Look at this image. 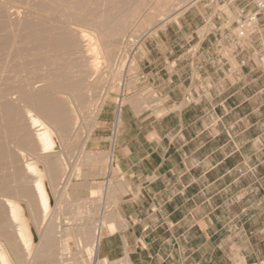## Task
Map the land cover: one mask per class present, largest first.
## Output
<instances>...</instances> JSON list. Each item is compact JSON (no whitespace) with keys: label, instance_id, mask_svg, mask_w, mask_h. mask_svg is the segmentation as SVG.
<instances>
[{"label":"crops","instance_id":"crops-1","mask_svg":"<svg viewBox=\"0 0 264 264\" xmlns=\"http://www.w3.org/2000/svg\"><path fill=\"white\" fill-rule=\"evenodd\" d=\"M258 1L197 0L166 21L138 65L163 104L110 101L64 151L73 201L96 181L111 203L97 264H264V11L239 26Z\"/></svg>","mask_w":264,"mask_h":264},{"label":"rangeland","instance_id":"rangeland-1","mask_svg":"<svg viewBox=\"0 0 264 264\" xmlns=\"http://www.w3.org/2000/svg\"><path fill=\"white\" fill-rule=\"evenodd\" d=\"M62 1L63 2H61V1L59 2L58 0H56V1L55 0H53V1L52 0L51 1L50 0H0V8H1L0 13L1 14L4 13V15L2 14V18L0 19V21L2 22L5 19L4 16H6L9 13L11 15L10 18L8 17L9 20L10 19L13 20V18H14L17 21H20L21 24H23L22 25L23 29L25 28V26H27V24H29V22H31V23L33 22L34 24L33 23L32 24L35 26H36V24L39 26V24L42 22L40 24V25H42V28H40L38 26L34 27V28L35 29L37 28L38 30L41 29L44 31H45V29L47 31L50 28V27H48L49 24H47V22H49V23L53 22L52 25H55V26L50 25L52 29H53V27H56V28L58 27L57 30L59 28H61V29H59L60 34H61L62 30H64L62 33L66 32V34L69 35L68 37H70V35H71V37L74 35L73 36L74 39L76 37V39L78 40L77 41L75 39L76 40L75 41V40H73V38L67 39V38H65V36H67V35H65L64 36L65 40H69V41L64 42V39H62V37H63L62 34L57 36L59 34V31H55V29H54V32H55V35H54V33L52 34V32L49 33L50 31H52L49 29L50 31H47L49 33V35H51L49 38H51L54 35L53 38H51L50 40L55 42V44H57L56 41H58V42L60 41L62 43L64 42V45H66L67 42L69 44L70 40H72L73 42L74 41L78 42L81 45V43L85 42L83 36L88 37L87 38L88 45L86 42L84 45L83 44L81 45L82 49H84V50L86 49L85 50L86 53L88 50L89 53H87V56L83 55V54H85V52L82 49L81 50L83 51V53H81V51L79 49L80 47L76 50L75 49L76 45H72V44H75V42L71 43L72 42L71 41L70 44L72 46V51H70V50L68 51L67 49H66L67 50L66 51L65 49H62L63 47H61V48H59L61 50L58 49V52H56L58 54H56L55 51L50 52L49 53L50 55L48 54L49 56L46 57L48 59V61L46 59V62H49V60H50L49 57H54V61H51V60H53L51 58V60H50L51 62L49 65H47L48 63H46L45 60L42 59V60H44L43 65L46 64L47 67L50 66L49 69L52 68L51 65L54 62H56L52 65V66H55L54 67L55 69L54 68H53L54 70L50 69L53 71V72L50 71L53 74H49L48 68H47L48 71L46 70L48 72V73L46 72L47 75H46V73L42 72V71H44L43 69H40L38 72V74H39V76H38L39 78L37 77L38 80H42V79L46 78V80L44 79L45 81L51 82V79L53 77H54V79H52V80L56 81V79L59 80V77L62 76L61 78H64V82H66L65 84H67L69 86V88L66 86L67 87L66 90H63L64 92L61 91V94H60V90H59V92H57L58 90H54V91L51 90L49 92V94L52 95V96L50 95V97L52 99L56 98V99H58L57 101H60L59 99L64 100L66 98V100H67L66 103H68V104H65V102L62 103L60 101V103H62V105H63L62 111L66 112V114H64L65 117L67 116L66 118H64L63 120H60V121H52L51 119L49 120V124L51 123L50 125L53 127L54 131H57V132L61 131L60 133L58 132L59 133L58 141H60L61 147L63 150L62 152L64 153V151H67L69 148H77V145H79L82 142L84 143L88 139V137L90 136L92 129L95 125L96 118L104 106H106L110 101H113L117 106L116 102H118V99L120 98L121 87L123 86L124 83H125L127 90L128 91L131 90V92L129 94H126L123 97L124 98L123 99V105L126 103V100L128 98H130L132 96H136V97H139L140 99H142L146 102L148 109H151V108H154L155 106H158L159 103L156 102V100H154L151 95L148 94L145 96V89H143V90L138 89L137 90V87H139V85L136 84L138 80L136 77L137 74H136L135 70H137V68L139 69V66H138L139 65V54H140L142 45L144 43V40L147 39L150 35L156 33L157 30L166 21L178 16V14H180L181 11L183 12L185 9H187L190 5H192L197 0H99V1L98 0H96V1L95 0H68L69 2L67 0H62ZM39 3H41V4H39ZM51 4H53V5H51ZM45 5L48 7H46ZM100 6H101V8H100ZM44 7L46 8L47 13L49 12V14H47L48 17L46 16V10H44ZM39 8H42V9L39 10ZM92 9H94V11ZM37 10H38V12H37ZM42 10H44V12ZM11 11L13 14L11 13ZM178 11H180V13ZM35 12H37V13L34 14ZM41 13H42V15H41ZM65 13H66V15H65ZM9 14L7 16H9ZM44 14H45V16H43ZM32 15H34L35 17H33ZM38 15H40V17L41 16L42 17L40 18ZM7 16H6V21L8 19ZM31 16L33 17V19ZM36 16L38 18H36ZM49 16H50V18H49ZM51 16L54 18H52ZM248 16H249V14L247 15L246 18H248ZM63 17H64V19H63ZM92 17H93V20H92ZM34 18L37 19V21H38V19L39 20L42 19V20H41V22L38 21L39 23L38 22L36 23L35 22L36 20ZM77 18H79V19L82 18L83 21L85 20V24L82 21V19H81V21L78 19L79 22H81V23H79L77 21ZM25 19H28V20H25ZM30 19H32V21ZM51 19H52V21H51ZM24 20L26 22L27 21H29V22H27V24L24 25V22H25ZM44 20H45V22H43ZM47 20H50V21H47ZM62 20L64 22H62ZM86 20H87V22H86ZM3 22H5V20ZM61 23H63V25ZM64 24L67 25L68 29H71V31H73V30L74 31L71 33V31H69L66 28V25H64ZM73 24H75L76 26L75 25L73 26ZM81 24H84V25H82L83 27H80ZM33 25L31 27H33ZM45 26H47L48 29L45 28ZM156 27H157V29H155ZM65 28H66V30H65ZM73 28H75V29H73ZM82 28H84V30ZM26 29H28V28H26ZM95 29H96V31H94ZM77 31L79 34L77 33ZM56 32H57V34H56ZM67 32H69L70 34ZM81 34L83 36H81ZM55 36H57L56 37L57 39L55 38ZM78 36L81 37L83 42H80L81 39L77 38ZM99 37H101V38H99ZM52 39H55V40H52ZM60 39L63 41H61ZM94 39H96V40H94ZM60 42L58 44H60ZM78 43H76V44H78ZM85 45L87 46V48ZM84 46H85V48H84ZM122 49H124V50L126 49V54H129L130 57H132V53H134V52L136 53V54H134V57L132 60V67L129 69L127 80L124 79V71H122V69L119 71L114 70L115 69L114 68L115 60L117 58L119 51ZM59 51H61V52H59ZM74 51H77V52H74ZM78 51L80 52V54ZM67 52H69V56L71 54L73 55L74 53L75 54L78 53V54H76V55H78L77 56L78 58H76L75 54L73 56L71 55L73 60L76 58V60H74V61H77V63L76 62L74 63L72 58H71V60H72L73 64L71 63V61L69 59L70 57L67 54H65ZM54 53H55V55H53ZM51 54H52V56H51ZM59 54H61V57H59L60 56ZM21 56H23V54H21L20 56H17L15 58V59L18 58L17 61L22 59V61H21L22 64L19 61V64H21L20 66L23 68L24 65H27V64L30 65L29 64L30 59L33 57V55L29 56V57L27 55H25L26 58L28 57L29 59L28 58L26 59L24 56L21 58ZM35 56H37V55L34 54V57ZM38 56L35 59H33V62L31 64L32 67H30L31 71L33 72V75H36V73H37L36 71L33 70V69H35V67H36V69L46 67V65L45 66L42 65L43 61L39 62L41 57L40 56L38 57ZM57 56L59 57V59L56 58ZM10 57L12 58L14 56H10ZM5 58L7 59L8 57H5ZM5 58H4V64H6V66L8 65L7 63H10L9 65H13L12 67L10 66L11 68H9V65H8L7 67L9 69L12 70L15 68V66H16V68L20 67L16 60L9 59L10 60V62H9V60L7 61ZM60 58H63L65 61V62L61 61L60 64L65 63V65L64 64L60 65L58 63V60H62ZM126 58H127V56L125 57V59ZM36 59H38L37 62L39 64L41 63V65H39L36 62ZM12 61H16V62H12ZM31 61H32V59H31ZM78 61H79V63H78ZM23 63H26V64L23 65ZM58 64L60 65V67L61 66L62 67L67 66L68 67V66H70L69 64H71V66H70V68L68 67L69 69L68 68L67 69L61 68V69L65 70V72H63V70H60V67H58ZM66 64H68V65H66ZM75 64H79L80 66H78V67L76 66L77 67L76 68ZM86 65H88V66L86 67ZM37 66H39V67H37ZM40 66H42V67H40ZM72 66H74V67L72 68ZM8 68H6V70L4 71V78L5 79L9 77V75L7 76L6 73L8 74L11 71ZM22 68H21V73H23L22 71L25 70V69L22 70ZM58 68H59V70L57 72L56 69H58ZM77 69H78L77 73H79L80 76L78 74H76ZM7 70H8V72H7ZM88 70L89 71L91 70V71L89 72ZM54 71L57 72L58 74L55 75L56 73H54ZM59 71H60V75H59ZM42 73L45 74V76H48V77L51 76L50 77L51 79L49 78V80H48L47 79L48 77H44ZM91 73H92V75H90ZM62 74H65V75H62ZM88 74L93 79L94 78H96V79H94V80L90 79L91 77ZM21 75H23V78L21 80L25 79L24 76L26 77V72L24 71V73ZM58 75H59V77L55 78ZM81 75H82V77H81ZM85 76H87L88 79ZM81 78H83V79H81ZM84 78L87 79L88 82L85 81ZM70 80H72L74 85L72 84V82ZM83 80L86 83L83 82L82 84L85 83L87 86H88V84L89 85L91 84L92 86L90 85L91 87L90 86L87 87L84 85V87H83V85L80 83ZM89 80L93 83H91V82L89 83ZM19 81H20V79L17 82L19 83ZM95 82H96V84H95ZM80 84H81V86L79 88ZM70 85L74 86V87H72V90L70 89L71 88ZM43 86L44 85L42 84L41 87L38 86L35 88H30L31 94L34 93L33 91H35V93L36 92L38 93L39 91L42 92ZM77 86H78V89H80V90H77ZM81 88H82V90H81ZM33 89H35V90H33ZM67 89H69L71 91H69ZM88 91L89 92L91 91V93H89ZM78 95H81V96H79L80 99L83 98V96H84V99L82 101H84V100L85 101L82 102L80 99H78ZM78 100H80L81 102H79ZM76 101L78 104L76 103ZM74 103H76V105ZM79 104H80V106H78ZM70 105L73 107L71 108ZM159 105H161V104H159ZM77 107L79 109H77ZM20 108H21V106H20ZM20 108L16 107V109H20ZM70 108L72 109V112H71ZM78 110H80V112ZM20 111H23V109L19 110V112ZM21 113H24V112H21ZM79 113H81V114L79 115ZM22 115L19 113V116L20 117L22 116L24 119L22 118L21 121H18V123L16 121H11L12 124H11V122L5 123L4 127L2 129L3 137L1 139V145L4 143V145H2V147L3 146L4 147H3V156L1 157V161H0L1 162L0 168H2L3 170H2V172L0 171V176H3V177L5 176V177H4V180H3V177L2 178L0 177V180H1L0 184H4L5 186L11 187L12 189H19V186H20V188L21 187H30L33 190L36 203L34 202V204L30 205V206H28V203L26 202V199L24 197L17 195V194H10V196L14 195L16 197L15 200H17V202L22 206L23 214L26 217H28L27 219L29 220L31 227L33 228V230H35L34 232H35V236H36V240H35L36 242L34 244V250H35V256H36L37 254H39L41 252L42 245H43L42 242L44 243V241L46 239L45 235H47V231H49V230H59V229H63V228H70V229L72 228L71 230H73L74 228L78 229L79 227L86 225L87 222H88L87 223L88 226H90V225L93 226V227L90 226L91 230L93 229L92 231H94L96 227L101 228L103 230V226L106 223V218L109 216V214L111 212V211L109 212L111 203L106 202V194H108V193L106 192V188H105L104 183L96 182V181H91L88 184L89 192L86 196L81 197L78 200L73 201L72 191L74 190V187L72 185V181L69 182L67 185L66 184L65 185L60 184V182H55L53 179H51V178H53V174L51 173V170L48 169L49 164L47 165V167L46 166L44 167V165H42V164H44L45 160L51 159L50 162H51V164L53 163L52 164L53 167L57 166L59 168H62V163L64 162V169H63V175H64L66 173V164H65V161L62 160V158H60L61 153L59 152L60 154H56L53 152L54 156L52 154V155H50V157L45 155V154H42L40 147H39L38 143H36V140H35L36 139V135H35L36 130L32 129V127H30L31 126L30 121L26 120V119H29L27 117V115L25 113ZM78 115L81 117L77 118ZM74 117H75L76 123H78V120H80V123L82 124V125L81 124L78 125L79 128H77L76 123H74V124L72 123L75 121ZM18 119H20V118H18ZM22 120H23V123H22ZM29 124H30V126H29ZM62 124L64 125V126H62V127H64L63 128L64 131L66 130V128H68V130H66L67 132L65 131L67 134L62 130V127L60 126ZM72 125H74V127ZM65 126H67V127L65 128ZM73 128H74V130H72ZM20 129L25 130V132L22 133V135H23L22 137H18V136H20V134H18L19 133L18 131ZM72 131H74V132H72ZM63 132H64V134H63ZM5 134H7V136H5ZM12 142L15 144L19 143V145L22 147H24L26 145L28 146V144H30L31 147L28 146L27 150H26L30 154V155L29 154L28 155L30 157L35 158L36 162L38 163L40 168L41 169L43 168L42 170L44 171V176L46 178L47 184L49 183L48 184V190H49L50 196H51V213H50L49 219L47 221H43V220L41 221L43 212H42V209H40L41 207H40V204L38 201L36 191L34 189V183L32 182L35 179V177L32 174H31V176H29L30 173L27 172L26 166H24L25 161H24L23 157L21 155H19V152H18L19 150L17 149L18 147H16V145H18V144L15 145ZM6 146H7V148H6ZM93 158H96V157H93ZM2 160L4 162H2ZM106 164L109 168L110 156L107 159ZM48 170H49V172H48ZM46 172H48V173H46ZM51 174H52V176H51ZM27 175L29 177H27ZM47 175H49V176H47ZM73 175H75V173H73ZM50 176H51V178H50ZM76 176H79V175H76ZM9 184L10 185L12 184V185L10 186ZM13 185H14V187H13ZM63 186H65V187L67 186V187L64 188ZM109 191H110V189L108 190V192ZM113 192H116V191L114 190ZM8 208L9 207L6 205V202L2 198H0V213L3 212L2 214L5 215V218H7V220L10 219V211ZM31 215L32 216L35 215V217L34 216L32 217ZM33 220H36V221L33 222ZM56 226H57V229H56ZM7 227L8 228L10 227V228L8 229ZM14 227H15V225H7L6 226L7 230L15 233L17 231L16 230L17 227H15V228ZM45 232H46V234H45ZM41 233H43V234H41ZM15 236L18 237L16 233H15ZM0 238H1L0 242H3V241L5 242L6 245L4 244V242H3V244L5 245L7 250L9 251L10 257H11L12 262L14 264H34L35 263V261H34L35 259L28 260V262L26 261V256H25L26 255V253H25L26 249L24 248L23 245H21V246H22L24 253L22 256L19 257L18 253L14 254V252L11 251L12 250L11 245L7 244L6 237L4 235L0 234ZM15 240L18 241V238H16ZM70 244H71L70 247L72 250V252H71L72 254H77V253L81 252L82 249H81V247H78V245H76L75 240L71 239ZM79 248H80V250H79ZM79 255H80V257H79L80 260L81 259L82 260L87 259V256L85 254L82 253V255H83L82 256L79 253ZM99 264H115V263L107 262V261L101 260L99 258Z\"/></svg>","mask_w":264,"mask_h":264},{"label":"bare ground","instance_id":"bare-ground-1","mask_svg":"<svg viewBox=\"0 0 264 264\" xmlns=\"http://www.w3.org/2000/svg\"><path fill=\"white\" fill-rule=\"evenodd\" d=\"M51 1V0H50ZM53 1V0H52ZM56 1V0H55ZM59 2L61 1V2H63L62 0H58ZM68 1V0H67ZM96 1V0H95ZM99 1V0H98ZM40 2V1H39ZM42 2V1H41ZM58 2V3H59ZM69 2V1H68ZM81 2V1H80ZM79 2V3H80ZM192 2V1H191ZM101 3V2H100ZM109 3V2H108ZM39 4H41V3H39ZM77 4V3H76ZM96 4V3H95ZM47 5V4H46ZM45 5V6H46ZM51 5H53V4H51ZM81 5V4H80ZM87 5V4H86ZM100 5V4H99ZM98 5V6H99ZM190 5V4H189ZM36 6V5H35ZM64 6V5H63ZM62 6V7H63ZM82 6V5H81ZM109 6V5H108ZM2 7V6H1ZM46 7H48V6H46ZM87 7V6H86ZM93 7V6H92ZM97 7V6H96ZM5 8V7H4ZM29 8V7H28ZM53 8V7H52ZM78 8V7H77ZM85 8V7H84ZM99 8V7H98ZM100 8H101V6H100ZM1 9V8H0ZM34 9V8H33ZM42 8H39V10H41ZM76 9V8H75ZM81 9V8H80ZM185 9V8H184ZM7 10V9H6ZM24 10V9H23ZM36 10V9H35ZM34 10V11H35ZM44 10H46V8L44 7ZM44 10H42L43 12H44ZM50 10V9H49ZM71 10V9H70ZM84 10V9H83ZM93 11H94V9H92ZM101 10V9H100ZM182 10V9H181ZM41 11V12H42ZM98 11V10H97ZM110 11V10H109ZM113 11V10H112ZM0 12H1V10H0ZM10 12V11H9ZM21 12V11H20ZM37 12H38V10H37ZM37 12H35L34 14H36ZM40 12V11H39ZM76 12V11H75ZM88 12V11H87ZM128 12V11H127ZM179 13H180V11H178ZM177 12V13H178ZM182 12V11H181ZM11 13H12V11H11ZM19 13V12H18ZM24 13V12H23ZM77 13V12H76ZM123 13V12H122ZM1 14V13H0ZM3 15H4V13H2ZM2 14L0 15V19L2 18ZM9 14V13H8ZM7 14V15H8ZM13 14V13H12ZM47 14H49V12L47 13V10H46V16H47ZM64 14V13H63ZM73 14V13H72ZM6 15V16H7ZM26 15V14H25ZM41 15H42V13H41ZM65 15H66V13H65ZM127 15V14H126ZM133 15V14H132ZM6 16H4V20H5V22H1L0 21V161H1V157L3 156V147H2V145H4V143L1 145V139H2V137H3V135H2V129H3V127H4V124L5 123H8V122H11V121H16L17 123H18V121H21V119L23 118L22 116V114H26L27 115V117L29 118V119H26L27 121H30V124H31V126H30V124H29V126L30 127H32V129H35L36 131V133H35V135H36V143H38V145H39V147H40V150H41V153L42 154H45V155H47V156H49L50 157V155H52L53 154V152L54 153H56V154H60L61 155V157L60 158H62V160H64L65 161V164H66V170H67V168H69V164H68V161L65 159V155H64V153L62 152L63 150H62V147H61V143H60V141H58V135H59V133L61 132H57V131H54V129H53V127L49 124V120L51 119L52 121H60V120H63L64 118H66L65 117V115L64 114H66V112H64V111H62V103H64L65 102V104H68V103H66V98L64 99V100H62V99H59L62 103H60V101H57L58 99H56V98H51L50 97V95L51 94H49V92L51 91V90H58L57 92H59V90H60V94H61V91H63V90H66V88L68 87L69 88V86L67 85V84H65L66 82H64V78H61V77H59V75H60V71H59V75L58 76H56L55 78H57V77H59V80L58 79H56V81H53L52 79H54V77L51 79L50 77L51 76H45V74H43V73H46L48 70V72H49V74H53V73H51V72H53L52 70H50V69H53L55 66H52L54 63H56V62H54L52 65H51V67L52 68H50L49 69V67H47V65H49L50 64V62L51 61H54V57H49V59L51 60V58L53 59V60H49V62H46V57L47 56H49L50 54V52H52V51H55V53L56 52H58V49L59 48H61V47H63L62 49H67L68 51L70 50V51H72V46H71V44H70V42L72 41V40H70V42H69V44H68V42L66 43V45H64V42L65 41H69V40H65V38H69V39H71V38H73V40H75L76 39V37H75V39H74V35L71 37V35H70V37H68L69 35L68 34H66V32H64V33H62L64 30H62V32H61V34L63 35V37H62V39H64V42L62 43V42H60V44H58L59 42L58 41H56L57 42V44H55V42H53V41H51L50 39L51 38H53V36L55 35V32H54V29H55V31H59V29H61V28H59L58 30H57V28L56 27H53V29L51 28V26L50 25H52V23L50 24L49 22H47V24H49V26L48 27H50L49 29L50 30H52V31H50L49 29H48V27L47 26H45V28H47L48 30L47 31H50L49 33H51L52 32V34L54 33V35L51 37V38H49L51 35H49V33L46 31V29H45V31L44 30H41L40 28H42V25H40L42 22H41V20L42 19H38V21H40L41 23L39 24V26L36 24V26L35 25H33L31 22H29V21H27V22H29V24H27V22L25 21V20H28V19H25L24 21L26 22H24V25L25 24H27V26H25V28L23 29L22 28V25L23 24H21V22L20 21H17L16 19H14L13 18V20L12 19H10L9 20V18L11 17V15L9 14V16H7V21H6ZM33 17H35L34 15H32ZM31 16V17H32ZM39 17H40V15H38ZM43 16H45V14L43 15ZM59 16V15H58ZM91 16V15H90ZM109 16V15H108ZM130 16V15H129ZM175 16V15H174ZM26 17V16H25ZM33 17H32V19H33ZM42 17V16H41ZM40 17V18H41ZM48 17V16H47ZM52 17V16H51ZM56 17V16H55ZM140 17V16H139ZM36 18H38L37 16H36ZM49 18H50V16H49ZM52 18H54V17H52ZM68 18V17H67ZM141 18V17H140ZM165 18V17H164ZM32 19H30L31 21H32ZM35 19V18H34ZM48 19V18H47ZM63 19H64V17H63ZM79 18H77V21L79 22V20L81 21V19H79ZM86 19V18H85ZM100 19V18H99ZM166 19V18H165ZM36 21V23L38 22L37 21V19H35ZM46 20V19H45ZM45 20L43 21V22H45ZM55 20V19H54ZM92 20H93V17H92ZM98 20V19H97ZM163 20V19H162ZM47 21H50V20H47ZM51 21H52V19H51ZM58 21V20H57ZM76 21V22H77ZM82 21H83V19H82ZM60 22V21H59ZM62 22H64L63 20H62ZM77 22V23H78ZM84 22V24H85V20L83 21ZM82 22V23H83ZM86 22H87V20H86ZM39 23V22H38ZM55 23V22H54ZM68 23V22H67ZM73 23V22H72ZM75 23V22H74ZM76 23V24H77ZM79 23H81V22H79ZM164 23V22H163ZM46 24V23H45ZM44 24V25H45ZM62 25H63V23H61ZM84 24H81V26L80 27H83L82 25H84ZM89 24V23H88ZM33 25V27H31ZM43 25V26H44ZM64 25H66V24H64ZM75 24H73V26H74ZM29 26V27H28ZM40 27L39 29L40 30H38L37 28L35 29L34 27ZM52 26H55V25H52ZM76 26V25H75ZM87 27V26H86ZM98 27V26H97ZM26 28H28V29H26ZM66 28H67V25H66ZM66 28H65V30H66ZM85 28V27H84ZM84 28H82L83 30H84ZM68 29V28H67ZM73 29H75V28H73ZM77 29V28H76ZM89 29V28H88ZM155 29H157V27L155 28ZM69 31H71V29H68ZM67 30V31H68ZM74 31V30H73ZM73 31H71V33L73 32ZM94 31H96V29L94 30ZM100 31V30H99ZM67 33H69V32H67ZM77 33H78V31H77ZM56 34H57V32H56ZM60 34V31H59V34L57 35V36H59V35H61ZM70 34V33H69ZM79 34V33H78ZM100 34V33H99ZM65 35H67V36H65ZM57 36H55V38L57 37ZM64 36H65V38H64ZM81 36H83L82 34H81ZM77 38H80L81 39V37L80 36H78ZM83 38H84V41L87 43V45H88V42H87V38L88 37H86V36H83ZM99 38H101V37H99ZM57 39V38H56ZM79 39V40H80ZM52 40H55V39H52ZM61 40V39H60ZM77 40V39H76ZM75 40V41H76ZM94 40H96V39H94ZM61 41H63V40H61ZM74 41V42H75ZM78 41V40H77ZM98 41V40H97ZM142 41V40H141ZM53 42V43H52ZM73 41L71 42V43H74ZM80 42H83V40L81 39V41ZM85 42L84 43H81V45L83 44H85ZM101 42V41H100ZM140 42V41H139ZM76 43H78V42H75V44H72V45H76V50L79 48L80 49V51H81V53H83V51L82 50H84V49H82L81 48V45L79 46L78 44H76ZM98 43V42H97ZM53 44V45H52ZM78 46V47H77ZM86 46V45H85ZM85 46H84V48H85ZM83 47V46H82ZM91 47V46H90ZM99 47V46H98ZM74 48V47H73ZM86 48H87V46H86ZM97 48V47H96ZM82 49V50H81ZM89 49V48H88ZM57 50V51H56ZM59 50H61V49H59ZM66 50V51H67ZM86 50V49H85ZM85 50H84V52H85ZM59 52H61V51H59ZM74 52H77V51H74ZM79 52V51H78ZM95 52V51H94ZM55 53L53 54V55H55ZM87 53H89L88 52V50H87ZM87 53L85 52V54H83V55H85V56H87ZM21 54H23V56L26 58V56L25 55H27L28 57L29 56H32L33 55V57L31 58L32 59V61H31V59H30V65H24V64H26V63H23V68L20 66L21 64H22V59H20V60H18L17 61V59H15L17 56H20ZM34 54L35 55H39L41 58H40V60H39V62L40 61H43V63H42V65L44 64V60H45V62L46 63H48L47 65H46V69L45 68H43L42 66H40V67H42V68H38V69H36V67H35V69H33L34 71H36L37 73H36V75H33V72L31 71V68L30 67H32L31 66V64H32V62H33V59H35L37 56H35L34 57ZM49 54V55H48ZM56 54H58V53H56ZM65 54H67L68 56H69V52H67V53H65ZM75 54V53H74ZM73 54V55H74ZM76 54H78V53H76ZM75 54V56H76V58H78L77 56L78 55H76ZM79 54H80V52H79ZM14 56V57H10V56ZM60 55V56H59ZM58 56L59 57H61V54H59ZM72 55V54H71ZM71 55L69 56L70 58V61H71V63L73 64V62H72V60H73V58L71 57ZM72 55V56H73ZM23 56H21V58L23 57ZM38 56V57H39ZM51 56H52V54H51ZM56 57L57 59H59V57ZM5 57H8L7 59L5 58ZM10 57V58H9ZM27 57V58H28ZM4 58L8 61L9 59H12V60H16L17 62H18V64H19V61L21 62V64H19V66L20 67H17L16 68V66H15V68L14 69H9V68H11L13 65H9L10 63H7L8 65H9V68L6 66V64H4ZM14 58V59H13ZM20 58V57H19ZM26 58V59H27ZM71 58H72V60H71ZM76 58L74 59V60H76ZM83 58V57H82ZM29 59V58H28ZM39 59V58H38ZM38 59H36V62H37V60ZM42 59H44V60H42ZM60 59H62V60H58V63L60 64L61 63V61H64V59L63 58H60ZM66 60V59H65ZM73 60V61H74ZM78 60V59H77ZM92 60V59H91ZM133 60V59H132ZM16 61H12V62H16ZM29 61V60H28ZM47 61H48V59H47ZM100 61V60H99ZM9 62H10V60H9ZM27 62V61H26ZM35 62V63H36ZM65 62V61H64ZM77 63V61H74V63ZM38 63V62H37ZM69 63V62H68ZM78 63H79V61H78ZM92 63V62H91ZM39 64V63H38ZM58 64V67H60V65H62V64H64L65 65V63H62V64H60L59 65ZM17 65V64H16ZM37 65V64H36ZM39 65H41V63L39 64ZM45 65H43V66H45ZM57 65V64H56ZM66 65H68V64H66ZM70 66H71V64H69ZM11 66V67H10ZM18 66V65H17ZM70 66H68L69 68H70ZM78 67V66H80L79 64H75V67ZM88 65H86V67H87ZM8 68L9 70H11L8 74L6 73V75L8 76L9 75V77L8 78H4V71L6 70V68ZM37 67H39V66H37ZM67 66L66 67H60V70H63V69H61V68H65V69H67L68 68ZM74 66H72V68H73ZM76 67V68H77ZM5 68V69H4ZM21 68H22V70L23 69H25V70H23L22 72L24 73V71L26 72V77L24 76V78L25 79H23V80H21L22 78H23V75H21V74H23V73H21ZM47 68H48V70H47ZM57 68V67H56ZM68 68V69H69ZM75 68V69H76ZM124 68V67H123ZM40 69H43L44 71H42L43 73V76L44 77H48L47 79L49 80V78L51 79V82L50 81H45L46 80V78H44V79H42V80H38V76H39V74H38V72H39V70ZM55 69V68H54ZM53 69V70H54ZM74 69V70H75ZM85 69V68H84ZM87 69V68H86ZM47 70V71H46ZM57 70V72H58V70H59V68L58 69H56ZM73 70V71H74ZM93 70V69H92ZM95 70V69H94ZM51 71V72H50ZM70 71V70H69ZM84 71V70H83ZM89 71V70H88ZM91 71V70H90ZM89 71V72H90ZM7 72H8V70H7ZM47 72V73H48ZM57 72H55L54 71V73H56L55 75H57L58 73ZM63 72H65V70H63ZM75 72V71H74ZM78 72V69L76 70V74H78L79 76H80V74L79 73H77ZM47 73H46V75H47ZM87 73V72H86ZM35 74V73H34ZM38 74V75H37ZM66 74V73H65ZM65 74H62V75H65ZM97 74V73H96ZM69 75V74H68ZM75 75V74H74ZM89 75V74H88ZM90 75H92V73L90 74ZM89 75V76H90ZM94 75V74H93ZM6 76V77H7ZM42 76V75H41ZM38 77V78H37ZM81 77H82V75H81ZM85 77H87V76H85ZM91 77V76H90ZM89 77V78H90ZM95 77V76H94ZM20 79V81H19V83L17 82L18 80ZM63 79V80H62ZM75 79V78H74ZM81 79H83V78H81ZM80 79V80H81ZM85 79V78H84ZM87 79H88V77H87ZM87 79H85V81H87L88 82V80ZM90 79H93L92 77L90 78ZM94 79H96V78H94ZM93 79V80H94ZM22 81V82H21ZM71 82H72V80H70ZM74 81V80H73ZM84 80L82 81V82H80L81 84L83 83V82H85ZM17 82V83H16ZM91 81L89 80V83H90ZM102 82V81H101ZM68 83V82H67ZM76 83V82H75ZM86 83V82H85ZM82 84L83 85V87H84V85L85 86H87L86 84ZM91 83H93V82H91ZM98 83V82H97ZM124 83V82H123ZM44 85L43 86V91L41 92V91H39L38 93L36 92L35 93V91H33L34 93H32L31 94V91H30V88H35V87H38V86H40L41 87V85ZM72 84H73V82H72ZM81 84L79 85V88H80V86H81ZM95 84H96V82H95ZM74 85V84H73ZM71 86L70 85V89L72 90V87H74V86ZM91 85V84H90ZM89 84H88V86H90ZM67 86V87H66ZM87 86V87H88ZM92 86V85H91ZM90 86V87H91ZM110 86V85H109ZM82 87V88H83ZM86 87V88H87ZM113 87V86H112ZM65 88V89H64ZM82 88H81V90H82ZM97 88V87H96ZM37 89V88H36ZM33 90H35V89H33ZM67 90H69V89H67ZM71 90H69V91H71ZM77 90H80V89H78V86H77ZM74 91V90H73ZM64 92V91H63ZM75 92V91H74ZM89 92V91H88ZM89 93H91V91L89 92ZM88 93V94H89ZM84 94V93H83ZM87 94V95H88ZM94 95V94H93ZM52 96V95H51ZM79 96H81V95H78V99H80V97ZM83 96V95H82ZM107 96V95H106ZM76 98V97H75ZM90 98V97H89ZM107 98V97H106ZM56 101H55V100ZM72 99V98H71ZM84 99V96H83V98H81L80 100L82 101ZM54 100V101H53ZM80 100H78L79 102H81ZM93 100V99H92ZM85 101V100H84ZM84 101H82V102H84ZM76 103H77V101H76ZM76 103H74L75 105H76ZM78 104V103H77ZM21 106V108H20V106ZM73 105V104H72ZM71 106V105H70ZM74 106V105H73ZM73 106H71V108L73 107ZM78 106H80V104L78 105ZM16 107H18V108H20V109H16ZM23 107V108H22ZM70 108V109H71ZM21 109H23V111H20L19 112V110H21ZM77 109H79L78 107H77ZM79 112H80V110H78ZM21 112H24V113H21ZM71 112H72V109H71ZM19 113L22 115L21 117L19 116ZM81 113H79V115H80ZM77 116V118L78 117H81V116ZM26 117V118H27ZM18 118H20V119H18ZM76 118V119H77ZM24 119V118H23ZM73 119V118H72ZM74 120H75V117H74ZM73 120V121H74ZM22 123H23V120H22ZM29 123V122H28ZM64 123V122H63ZM73 124L74 123H76V120L74 121V122H72ZM11 124H12V122H11ZM77 124V128H79V124H81L80 123V120H78V123H76ZM17 125V124H16ZM82 125V124H81ZM80 125V126H81ZM61 127L62 126H64L63 124L62 125H60ZM59 126V127H60ZM73 127H74V125H72ZM71 126V127H72ZM21 127V126H20ZM67 126H65V128H66ZM64 127H62V130L64 131V129H63ZM60 129V128H59ZM58 129V130H59ZM66 130H68V128H66ZM65 130V131H66ZM72 130H74V128L72 129ZM76 130V129H75ZM78 130V129H77ZM64 131V132H65ZM14 132V131H13ZM19 133L18 134H20V136H18V137H22L23 135H22V133H24L25 132V130H19L18 131ZM64 132H63V134H64ZM67 132V131H66ZM65 132V133H66ZM72 132H74V131H72ZM67 134V133H66ZM9 135V134H8ZM5 136H7V134H5ZM4 136V137H5ZM17 136V135H16ZM13 140V139H12ZM14 142V141H13ZM12 142V143H13ZM60 143V144H59ZM13 144H15V143H13ZM16 144H18V145H16ZM15 145H16V147H18L17 149L19 150L18 152H19V155H21L22 157H23V159H24V161H25V165L24 166H26V170H27V172L28 173H30V175L29 176H31V174L32 175H34V177H35V179L32 181L33 183H34V189H35V191H36V194H37V197H38V201H39V204H40V209H42V212H43V214H42V219H41V221L43 220V221H47L48 219H49V215H50V213H51V196H50V192H49V190H48V184H47V181H46V178H45V176H44V171L40 168V166L38 165V163L36 162V159L35 158H33V157H30L29 155V153L26 151L27 150V147L29 146V147H31V145L30 144H28V146L26 145V146H24V147H22V146H20L19 145V143H16ZM7 145V144H6ZM6 148H7V146H6ZM60 152V153H59ZM29 154V155H28ZM53 156H54V154H53ZM13 157V156H12ZM48 157V158H49ZM55 158V157H54ZM58 158V157H57ZM56 159V158H55ZM50 160L51 159H47V160H45V162H44V164H42V165H44V167L46 166L47 167V165L49 164V166H48V169H50L51 170V173L53 172V168H55V167H53V163L51 164V162H50ZM57 160V159H56ZM2 162H4L3 160H2ZM1 163V162H0ZM6 164V163H5ZM55 164V163H54ZM2 165V164H1ZM5 169V168H4ZM46 169V168H45ZM2 168H0V171L2 172ZM8 170V169H7ZM55 171V170H54ZM69 171V170H68ZM6 172V171H5ZM4 172V173H5ZM48 172H49V170H48ZM48 172H46V173H48ZM61 172V171H60ZM67 172V171H66ZM62 173V172H61ZM50 174V173H49ZM28 175H27V177H29ZM47 176H49V175H47ZM51 176H52V174H51ZM51 176H50V178H51ZM1 178L3 177V176H0ZM5 177V176H4ZM4 177H3V180H4ZM24 177V176H23ZM26 177V176H25ZM26 177V178H27ZM11 178V177H10ZM25 178V179H26ZM31 178V177H30ZM33 178V177H32ZM49 178V177H48ZM49 178V179H50ZM62 178V182H60V183H62V184H66L68 181H66V179H67V176L66 175H64V177H61ZM52 179V178H51ZM16 180V179H15ZM48 180V179H47ZM1 181V180H0ZM7 181V180H6ZM31 181V180H30ZM9 182V181H8ZM17 182V181H16ZM11 183V182H10ZM54 183V182H53ZM55 184V183H54ZM10 185V184H9ZM12 185V184H11ZM10 185V186H11ZM16 185V184H15ZM67 185V184H66ZM17 186V185H16ZM58 186V185H57ZM13 187H14V185H13ZM62 187V186H61ZM64 188H66L65 186H63ZM53 188V187H52ZM54 190V189H53ZM58 191V190H57ZM56 191V192H57ZM5 192V193H4ZM55 193V192H54ZM10 194H17V195H20V196H22V197H24L25 199H26V202L28 203V206H30V205H33L34 204V202H35V196H34V193H33V190L30 188V187H21L20 188V186H19V189H12L11 187H8V186H5L4 184H0V198H2L5 202H6V205L9 207L8 209H9V211H10V219L9 220H7V218H5V215H3L2 213H0V234L1 235H4L5 237H6V241H7V244H10L11 245V248H12V250L11 251H13L14 252V254H16V253H18V255H19V257L20 256H22L23 255V249H22V246L21 245H23L24 246V248L26 249V261L28 262V260H32V259H35L34 261H35V263L34 264H97V260H98V245H99V241H100V239H101V236H102V229L101 228H97L96 226V228H95V230L94 231H92L91 230V228H90V226H88L87 225V223H86V225H83V226H81V227H79L78 229H73V230H71L70 228H63V229H59V230H49V231H47V235H45V241H44V243L42 242V249H41V252L39 253V254H37L36 256H35V250H34V244H35V240H36V236H35V230H33V228L31 227V225H30V223H29V220L27 219L28 217H26L24 214H23V211H22V206L17 202V200H15V196L14 195H12V196H10ZM57 194V193H56ZM60 194V193H59ZM18 198V197H17ZM36 203V202H35ZM5 206V205H4ZM4 208V207H3ZM32 210V209H31ZM32 213V212H31ZM6 214V213H5ZM32 216V215H31ZM34 217H35V215H33ZM32 216V217H33ZM40 217V216H39ZM36 219V218H35ZM38 219V218H37ZM34 221H36V220H33V222ZM49 222V221H48ZM52 222V221H51ZM53 223V222H52ZM55 223V222H54ZM34 224V223H33ZM32 224V225H33ZM83 224V223H82ZM81 224V225H82ZM7 225H15V227H17V231L15 232L16 234H17V236L18 237H16L15 236V233H13V232H11V231H9V230H7V228H6V226ZM49 225V224H48ZM60 225V224H59ZM34 226V225H33ZM54 226V225H53ZM13 227V226H12ZM14 227V228H15ZM91 227H93V226H91ZM10 228V227H9ZM8 228V229H9ZM37 228V227H36ZM52 228V227H51ZM59 228V227H58ZM61 228V227H60ZM56 229H57V226H56ZM47 230V229H46ZM37 232V231H36ZM40 233V232H39ZM92 233V234H91ZM41 234H43V233H41ZM45 234H46V232H45ZM90 234V235H89ZM92 235V236H91ZM16 238H18V241H16L15 239ZM1 239V238H0ZM39 239V238H38ZM43 239V238H42ZM71 239H73V240H75V242H76V245H78V247H81V252H79L81 255H82V253L83 254H85L86 256H87V259L86 260H80L79 259V257H80V255H79V253H77V254H72L71 252H72V250H71V244H70V240ZM2 241V240H1ZM43 241V240H42ZM4 242V241H3ZM3 242H0V264H14L13 262H12V259H11V257H10V253H9V251L7 250V248L5 247V242H4V244H3ZM14 245H13V244ZM41 245V244H40ZM41 247V246H40ZM39 250V249H38ZM79 250H80V248H79ZM40 251V250H39ZM35 256V257H34ZM83 256V255H82ZM19 259V258H18ZM14 260V259H13ZM22 260V259H21Z\"/></svg>","mask_w":264,"mask_h":264},{"label":"built area","instance_id":"built-area-1","mask_svg":"<svg viewBox=\"0 0 264 264\" xmlns=\"http://www.w3.org/2000/svg\"><path fill=\"white\" fill-rule=\"evenodd\" d=\"M264 11V0H259L257 2V9L253 12H251L248 16V18L244 19V21L239 25L241 30V34H246L250 29H254L255 26L258 25L259 23V17L261 16L262 12ZM134 54H136L135 52L132 53V57L129 56V54H126V49H122L119 51L117 58L115 60L114 63V70L119 71L122 69V71H124V79L127 80L128 78V72L129 69L132 67V59L134 57ZM127 56V58L125 59V57ZM260 64L262 69H264V53L260 56ZM124 66V68H123ZM136 74H137V85H139V87H137V90H143L145 89V96L146 95H151L152 98L154 100H156V102H158L159 104H163L162 99H161V95L156 91V89L151 85V83L147 80V78L145 77V75L140 71V69L137 68V70H135ZM131 92L127 90L125 83L123 84V86L121 87V92H120V98L118 99L117 103V108L120 112V110L122 109L123 106V97L126 94H129ZM186 102L188 103H194V93L192 91H190L188 93V95L185 98ZM239 174L241 176L245 175L247 172L244 171L243 169H239L238 170Z\"/></svg>","mask_w":264,"mask_h":264}]
</instances>
